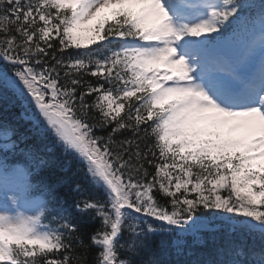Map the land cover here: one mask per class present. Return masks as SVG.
Here are the masks:
<instances>
[{"label": "snow or ice", "instance_id": "6c2138e0", "mask_svg": "<svg viewBox=\"0 0 264 264\" xmlns=\"http://www.w3.org/2000/svg\"><path fill=\"white\" fill-rule=\"evenodd\" d=\"M0 100V264H264V0H0Z\"/></svg>", "mask_w": 264, "mask_h": 264}, {"label": "trees", "instance_id": "16d2710c", "mask_svg": "<svg viewBox=\"0 0 264 264\" xmlns=\"http://www.w3.org/2000/svg\"><path fill=\"white\" fill-rule=\"evenodd\" d=\"M19 115L20 109L18 107H11L8 102L0 100V119L8 118L9 120H15ZM26 127L27 126L21 121V131H25ZM198 215L200 214L198 213ZM95 227L96 224L89 223L87 217L83 218L82 229L85 232V238H87V234L90 233ZM89 259H91V255H89Z\"/></svg>", "mask_w": 264, "mask_h": 264}]
</instances>
